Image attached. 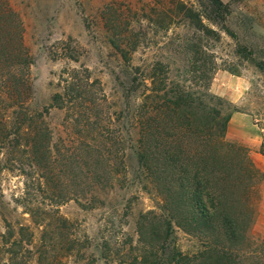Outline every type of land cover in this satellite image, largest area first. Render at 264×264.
<instances>
[{"label":"rangeland","instance_id":"rangeland-1","mask_svg":"<svg viewBox=\"0 0 264 264\" xmlns=\"http://www.w3.org/2000/svg\"><path fill=\"white\" fill-rule=\"evenodd\" d=\"M222 1L226 23L198 30L179 0H0V264H170L204 249L177 226L163 240L169 215L139 164L128 73L163 62L171 80L209 86L232 114L227 139L264 170V0ZM200 47L206 81L191 69ZM252 198L241 264H264V180Z\"/></svg>","mask_w":264,"mask_h":264},{"label":"trees","instance_id":"trees-1","mask_svg":"<svg viewBox=\"0 0 264 264\" xmlns=\"http://www.w3.org/2000/svg\"><path fill=\"white\" fill-rule=\"evenodd\" d=\"M206 1L212 11L207 16L183 0L176 8L194 26L202 28L205 20L215 23L216 18L226 23L228 6L222 0ZM195 55L191 69L201 73L199 81H206L207 54L200 47ZM123 60L130 68L132 59L127 52H123ZM256 66L264 72V62ZM130 70L134 72L133 77L128 73L132 84L141 91L135 114L139 164L147 179L158 187L163 209L169 215L163 217L160 226L165 229L163 240L167 242L177 226L206 242L194 256L172 252L170 264H241L239 250L251 244L247 229L255 213L252 194L255 185L264 180V170L244 145L227 139L232 114L224 112V102L210 92L209 86L196 91L171 80L167 63H146ZM61 101V95L54 97L58 107L64 106ZM34 149L39 152L40 143L36 142Z\"/></svg>","mask_w":264,"mask_h":264}]
</instances>
